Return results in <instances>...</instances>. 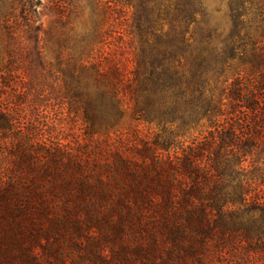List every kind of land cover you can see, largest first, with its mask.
Here are the masks:
<instances>
[{
  "label": "trees",
  "instance_id": "obj_1",
  "mask_svg": "<svg viewBox=\"0 0 264 264\" xmlns=\"http://www.w3.org/2000/svg\"><path fill=\"white\" fill-rule=\"evenodd\" d=\"M108 2L132 8V68L82 22L48 81L42 18L72 5L0 0V264H219L240 246L264 264V0H220L219 23L204 0ZM63 104L71 140L49 118Z\"/></svg>",
  "mask_w": 264,
  "mask_h": 264
},
{
  "label": "rangeland",
  "instance_id": "obj_2",
  "mask_svg": "<svg viewBox=\"0 0 264 264\" xmlns=\"http://www.w3.org/2000/svg\"><path fill=\"white\" fill-rule=\"evenodd\" d=\"M45 5H50L51 0H41ZM70 2L71 10L75 11V14H71L69 23H62L63 19H60L56 13H51L42 18V29L41 32V51L46 62L50 65L52 70V76L47 77L48 81H51L53 76L57 74V56L59 51L61 54V65L65 66L67 61V53L70 50V43L66 40L69 28L75 27L76 31H81V23L86 22L87 24L99 23L103 31H106L105 39L101 46V51L107 53L109 56L116 60H121L126 69H131L133 65V50L135 46V39L132 34L129 33V26L132 22V8L120 3L118 11L115 14L108 15L104 12L103 8L105 3H109L108 0H68ZM114 1V0H111ZM204 3L209 10V14L213 17L216 22H223V8L220 0H204ZM113 5L112 2L109 3ZM76 7L74 9L73 7ZM220 8L219 12L216 9ZM66 104H63V110L61 112H55L57 106L53 109H49V118L53 121L55 131L59 130L62 132V136L66 140L73 139L75 134L81 133V119L80 115H74L71 120L73 113H67ZM58 117L61 120L57 119ZM142 127V126H140ZM239 247V246H238ZM241 252V253H240ZM243 249L240 246L236 250L232 251V255H225V258H219V264H242L243 261L247 264L255 263V255L249 254L248 257L243 259H237L242 255ZM238 256V257H237ZM247 258V259H246Z\"/></svg>",
  "mask_w": 264,
  "mask_h": 264
}]
</instances>
